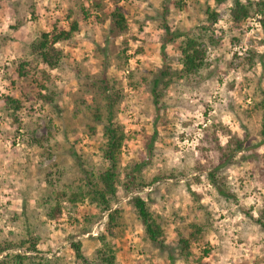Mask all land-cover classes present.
<instances>
[{
    "label": "rangeland",
    "instance_id": "rangeland-1",
    "mask_svg": "<svg viewBox=\"0 0 264 264\" xmlns=\"http://www.w3.org/2000/svg\"><path fill=\"white\" fill-rule=\"evenodd\" d=\"M233 2L223 0L216 6L215 0H0V95L14 94L21 102L18 124L0 110V249L41 257L56 253L64 264H82L70 241L79 240L87 257L100 245L106 215L101 216L98 207L88 201L76 207L64 204L60 217L48 220L40 204L50 191L44 180L49 169L63 172L57 190L74 191L84 183L75 155L88 164H105L98 151L100 124L88 134L97 97L86 76L99 71L104 56L96 44H104L108 11L120 6L127 31L108 35L105 42L108 74L118 81L122 95L116 111L126 133L120 165L144 160L148 181L164 177L138 194L152 199L166 237L162 244L145 240L141 223L126 203L128 196L118 187L111 205L123 209L115 241L117 263L195 264L179 253L177 234L188 236L198 227L191 250L197 255L207 250L203 264H264V226L255 222L264 205L261 109L255 107L264 101L263 35L258 15L239 27L232 25ZM207 4L216 6L218 15L212 32L201 33ZM163 15L171 31L201 33L207 59L198 75L160 87L156 104L151 81L142 77L151 78L148 73L160 68L182 67L177 47L183 36L167 43L165 58L162 55ZM73 16L79 17L80 30L69 42L58 44L65 54L59 67L38 65L49 74L54 93L55 100L45 103L37 97L35 80L42 76L35 64L26 65L27 77H20L16 66L30 58L28 44L39 33L51 30L54 22L66 27ZM125 47L128 63L120 69L115 55ZM248 50L256 53L251 63ZM212 178L225 195L218 193ZM32 242L35 251L28 252Z\"/></svg>",
    "mask_w": 264,
    "mask_h": 264
},
{
    "label": "trees",
    "instance_id": "trees-1",
    "mask_svg": "<svg viewBox=\"0 0 264 264\" xmlns=\"http://www.w3.org/2000/svg\"><path fill=\"white\" fill-rule=\"evenodd\" d=\"M216 6L220 5L223 0H215ZM211 5H205L203 13L205 19L199 29L202 32H212V24L217 19V8ZM166 7H163L165 13ZM17 13V9L14 10ZM13 11V12H14ZM252 15H258L259 24L261 27L264 45V0H234L230 9V18L234 27H239L240 24ZM88 13L83 12V18H87ZM107 17L110 20V26L106 30L107 34L103 35V46L98 45L97 48L104 56L99 64V71L95 76H86L90 80V87L94 88L96 92V99H94V108L92 112V124H87L88 134L95 133V124H100L101 140L98 144V151L101 158L105 162L102 166L88 164L82 159L80 155L76 156V162L83 176L84 183L74 191L71 190H57L58 182L63 176L62 170L54 168L48 170L45 176V182L49 186V193L41 199L42 216L45 219L53 220L60 217L64 204H69L71 207H76L77 202L88 201L99 208L101 216L106 215L104 221V230L99 232L98 240L100 245L92 252L91 257H87L82 253V246L79 240H71L70 247L74 251L76 259L82 264H118L117 263V247L116 239H118L117 229L121 227L123 218L121 207L111 209L113 202L117 200V189L121 188L123 193L128 196L126 203L131 207L136 219L141 223L143 235L145 240L150 243L162 244L166 237V229L163 218L156 213L151 207L152 199L148 196L145 200L138 193L146 187L152 185L154 181H161L164 177H155L148 181L143 175V167L146 161L132 160L126 166L120 165V153L126 133L123 125L117 118V107L122 100L121 91L118 88V81L111 78L108 74L107 60V36L124 34L127 31L128 24L124 11L120 6H114L108 11ZM161 28L164 30V37L162 42V55L165 58V45L173 42L179 37L183 38L178 42V51L180 52L179 61L182 65L181 69H171L170 67L160 68L156 71H151L148 74L151 78L142 77L143 81H151V91L154 95V103L158 104L159 100L157 90L161 87H166L171 81L176 78H183L195 76L204 69L207 59V47L203 45L201 33L185 34L180 31H171L163 15ZM32 19H35L32 18ZM15 28V27H14ZM80 30V19L78 16H73L68 19L67 26H61L58 22H54L51 30L41 32L28 44V56L30 58L24 62H19L16 66V72L20 77H27L29 70L27 66H32L42 76L40 81H37L39 91L37 97L41 101L48 103L53 102L54 93L49 88L51 79L44 68H38L41 64L48 69H56L59 67L64 58V50L58 46L59 43H67L72 40ZM210 38V37H209ZM208 38V39H209ZM127 48H123L116 55V67L124 68L128 63ZM247 61L252 62L256 53L249 51ZM128 71V70H127ZM127 75L131 77V73ZM37 79V78H33ZM43 91V92H42ZM257 108L261 109V125L259 129L260 142H264V101L257 103ZM21 108L20 100L14 94L0 95V110L6 116L10 117L13 123L18 124L20 121L19 110ZM48 140V136H43ZM38 144L41 143L40 138L32 139ZM148 149L151 145L148 144ZM172 177V176H170ZM216 187L218 193L225 195L226 191L221 188V184L217 183L215 179H211ZM100 216V217H101ZM255 222L264 226V205L258 209ZM83 231H85L83 229ZM199 228L196 227L194 232H190L188 236L178 233L177 244L180 247L179 253L185 260L193 261L195 264H203V256L207 250H203L204 254L197 255L191 250L192 241L197 240ZM11 244H7L10 247ZM19 247H23V241ZM6 247L0 249V264H64L59 254H53L51 257H41L34 254L13 253L6 252ZM27 251H35V242H32Z\"/></svg>",
    "mask_w": 264,
    "mask_h": 264
}]
</instances>
